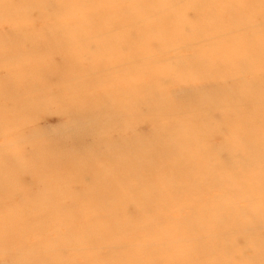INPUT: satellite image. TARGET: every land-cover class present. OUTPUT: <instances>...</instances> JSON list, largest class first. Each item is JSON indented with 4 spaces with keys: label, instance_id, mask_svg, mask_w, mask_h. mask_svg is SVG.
<instances>
[{
    "label": "rangeland",
    "instance_id": "obj_1",
    "mask_svg": "<svg viewBox=\"0 0 264 264\" xmlns=\"http://www.w3.org/2000/svg\"><path fill=\"white\" fill-rule=\"evenodd\" d=\"M9 2L33 43L0 54V264H264V0Z\"/></svg>",
    "mask_w": 264,
    "mask_h": 264
},
{
    "label": "bare ground",
    "instance_id": "obj_2",
    "mask_svg": "<svg viewBox=\"0 0 264 264\" xmlns=\"http://www.w3.org/2000/svg\"><path fill=\"white\" fill-rule=\"evenodd\" d=\"M89 1V0H88ZM67 2H74V5H76V4H80V0H67ZM10 2H9V0H4V1H2V3L0 2V18L2 19V21H6L7 20V22H8V24H10V26H11V24H14L15 25V22H18V21H21V20H23L24 19V14H19L18 12H16V11H14L15 10V8L14 7H11L10 5ZM86 4V3H85ZM84 4V5H85ZM93 4V3H92ZM63 5H65L64 7H68L69 8V5H68V3H66V2H64V1H62V5H61V7H59L58 8V10L61 8V10H60V15L61 14H67L69 17H72V18H76L77 19V15H79V13L76 15V11H69L68 10V8H64V7H62ZM82 9H84L83 7H82ZM162 9V8H161ZM57 10V11H58ZM161 11H163V10H161ZM160 11V12H161ZM79 12V11H78ZM160 15H162V13H159V15H156V16H160ZM59 16V15H58ZM171 18V20L173 21V17L171 16L170 17ZM29 20V19H28ZM157 21H160V20H157ZM155 22L156 21H154V23H152L151 25H153V26H155ZM17 25V24H16ZM2 29V28H1ZM148 29V28H147ZM147 29H142V30H144V31H147ZM24 30V29H23ZM60 30H62V29H60ZM63 31V30H62ZM16 33V30H14V31H3V30H0V54H2V53H4L5 54V59H9L8 60V63H6V61H5V63L6 64H8V67H9V65H11V64H9V61L10 60H13L12 58H14V54L16 55V52H14V50H12V49H10L11 47H8V45L9 46H13L16 42H18L19 40H22V41H24V42H26L25 40H28L27 41V44L29 45V44H32L33 42H32V38H29L28 37V35L26 34V31L25 32H23V31H21L20 33H18V34H16V35H13V34H15ZM168 33H170V31L168 32ZM204 36V35H203ZM125 44V40H123V42H122V45H124ZM234 46V45H233ZM16 51V50H15ZM39 52H40V50H39ZM145 52V51H144ZM14 53V54H13ZM17 53H20V54H18L17 55V59L16 60H18V62L20 61V60H23V61H25V59H23V58H26V61L28 62V64H30L31 62L28 60V59H32V60H34V58H33V56L35 55H31V56H24V55H30V54H26L25 52H18L17 51ZM24 53V54H23ZM30 53V52H29ZM36 56V55H35ZM3 57V56H2ZM12 57V58H11ZM28 57V58H27ZM37 57V56H36ZM74 55H72L71 57H70V61L71 62H75L76 64H79V63H82L81 62V60L80 61H75L74 60ZM3 59H4V57H3ZM2 63H3V65L5 64L3 61H2ZM17 63V62H16ZM15 63V65H17ZM20 63V62H19ZM36 63H39L38 64V66H40L41 65V61H40V59H38V60H35V62H33V64H36ZM109 60L108 61H104V62H98V63H96L94 66L95 67H101L102 65H103V68L104 67H109ZM6 64H5V66H6ZM15 65H11V67L12 66H14L15 67ZM1 66H2V64H1ZM0 66V67H1ZM19 68H20V66L19 65H17ZM43 66V65H42ZM8 67L6 66V68L8 69ZM18 67H17V69H18ZM23 67V66H22ZM21 67V68H22ZM26 67V66H25ZM24 67V69L22 68V70H23V72H26V69L28 68V70H33V72L35 73V68L34 69H30L31 67L33 68L34 66L33 65H28L26 68ZM30 67V68H29ZM36 67H37V65H36ZM42 68V67H41ZM49 68V67H48ZM92 68H94L93 66H92ZM31 71H29V72H31ZM37 71V70H36ZM41 71H47V69H44V67L42 68V70ZM15 72H17V71H15ZM21 72V71H20ZM22 72V73H23ZM29 72H26V73H24L23 75H26V76H24V77H27L28 75H27V73H29ZM39 72H40V69H39ZM38 72V73H39ZM4 73H5V71H4ZM14 74V73H13ZM30 75H32L33 76V73H31ZM37 75V74H36ZM36 75H34V76H36ZM9 76V75H8ZM59 77H60V79L61 80H64L65 78H69V75L68 74H61V73H59V75H58ZM14 77V76H13ZM24 80H26V79H24ZM15 82H16V80H14ZM21 81V80H20ZM20 81H18L19 83H20ZM0 82H1V80H0ZM3 82V81H2ZM11 82V81H10ZM160 82H162V85L164 84V80L162 79V81L161 80H159L158 79V82L157 83H160ZM12 83H13V81H12ZM42 83V82H41ZM6 84H7V82H6ZM9 84V83H8ZM14 84V83H13ZM12 84V86H14ZM21 84H22V81H21ZM3 85H5L4 83H3ZM10 85V84H9ZM8 85V87H10ZM23 85V84H22ZM38 85V84H37ZM40 85V84H39ZM87 85V84H86ZM6 86L7 85H5V88H3V90L5 91V89L8 91L9 89H11V88H9V89H7L6 88ZM18 86H20V85H18ZM89 86V85H88ZM41 87H43V86H41ZM79 89H77L76 90V88L75 89H73V91L72 92H68V94H72L71 96H75L76 98H78L79 96H78V94L76 93L78 90H85L84 89V87H78ZM13 89V88H12ZM11 89V90H12ZM14 89L15 90H17V88L14 86ZM126 89L128 90V92H130V93H134V91H135V89H134V85H129V86H126ZM2 90V91H3ZM10 90V91H11ZM22 90V89H21ZM249 89H247L246 91H248ZM2 91H1V94H2ZM158 93V91H153V95H155V94H157ZM244 93V92H243ZM80 95H84V94H80ZM239 95H241V94H239ZM2 96V95H1ZM263 96V95H262ZM262 96H260V97H258L259 99H261V97ZM0 99H2L1 97H0ZM79 101H80V103L81 104H76L78 107H79V110H81V111H84V107L85 106H88V100H81V99H79ZM153 109V108H152ZM190 109V108H189ZM157 112V111H156ZM161 114V113H160ZM166 115V114H165ZM10 117H13V116H11L10 115ZM7 120H8V124H12V121L14 122V123H19V121L17 120V119H10V118H7ZM150 120V119H149ZM161 120H163L162 118H161ZM164 120H166V119H164ZM169 120V119H168ZM170 122V121H169ZM159 123V122H158ZM166 125V124H165ZM156 126V125H155ZM164 126V125H163ZM162 126V127H163ZM170 126V125H169ZM158 129V128H157ZM162 129V128H161ZM158 131V130H157ZM170 132V131H169ZM165 133V132H164ZM244 132H242L241 131V137L244 139V141L245 142H248V140L250 139V138H246L245 136H244V134H243ZM234 134H236V135H238L237 133H234ZM157 135V134H156ZM164 135V134H163ZM154 138V137H153ZM163 140V139H162ZM81 143V142H80ZM80 143H76V144H80ZM162 145V144H161ZM166 146V145H165ZM171 146V145H170ZM80 147H81V145H80ZM169 147V146H168ZM167 147V148H168ZM95 158H97V159H101L102 158V155L100 156H98V157H96V155H95ZM6 160H7V158H5ZM255 164V163H254ZM149 166V167H148ZM50 167H52V164L50 165V164H44L43 165V169L45 168V169H49ZM146 167H148V169L146 170V174H144V177L146 178V179H149V180H151L149 177H148V175H150V174H153V173H155L156 172V168L153 166V165H150V164H137V166H131L130 164H129V167H127L128 169H129V176L130 175H132V177H133V175H135L137 172H141V171H138V169H142V168H146ZM255 168H256V166H255ZM53 169V168H52ZM253 169V168H252ZM255 170V169H254ZM253 170V171H254ZM144 171V170H143ZM142 171V172H143ZM148 171V172H147ZM162 173V172H161ZM164 173V172H163ZM252 173V172H251ZM87 173H82V175H86ZM91 175H93V176H95L96 174H91ZM162 175V174H161ZM222 175V174H221ZM242 175V172H239V173H234L233 175H231V176H222V177H229L230 178V180H226V181H221L223 184H228L229 182H232V181H237L238 180V177L239 176H241ZM105 175H103L102 177H104ZM163 176V175H162ZM101 177V178H102ZM131 177V176H130ZM153 178V177H152ZM165 178V177H164ZM167 178H168V175H167ZM167 178H165V179H167ZM10 179V178H9ZM126 179V178H125ZM133 179H136V178H134L133 177ZM115 180L117 181V182H120L121 180H119V179H117L116 177H115ZM123 181V180H122ZM152 181V180H151ZM111 182H114V178H112V180H111ZM124 182V181H123ZM257 182V179L256 178H253V179H251V183H253V184H255ZM165 183V182H164ZM113 185V184H112ZM165 185V184H164ZM232 187L231 186H229L227 189H226V192L225 193H227V195L229 194V191H231L232 192V189H231ZM264 187L262 186H258L257 187V193L258 194H262V193H264V189H263ZM118 189H120V188H118ZM117 190V189H116ZM116 190H113V188L111 187V189L110 188H108L107 189V193H108V196H109V198H111L110 196H113V195H118V193L119 192H117ZM0 191H1V189H0ZM16 191H12V192H10V193H14V194H16L15 193ZM1 193H2V191H1ZM121 193V192H120ZM9 193H5V195H8ZM1 197V196H0ZM115 198V197H114ZM2 202V201H1ZM51 208V207H50ZM45 210V209H44ZM47 210V209H46ZM45 210V211H46ZM29 211V210H28ZM32 211V210H31ZM121 211V210H120ZM228 211H229V209H228ZM46 212H48V211H46ZM54 212V211H53ZM225 213V215H226V212H224ZM9 214V213H8ZM13 214V213H12ZM16 214H18V213H16ZM24 214V213H23ZM29 214V213H28ZM45 215H47V214H45ZM45 215H43V216H45ZM9 216H11V215H9ZM16 216V215H15ZM42 216V217H43ZM12 217V216H11ZM21 217V215L19 216V218ZM61 217V216H60ZM14 218V217H13ZM23 218V217H22ZM21 218V219H22ZM69 218V217H68ZM169 218V217H168ZM70 219H72V218H70ZM120 219H121V217H120ZM221 219V218H220ZM4 220H6V219H4ZM14 220H17V217H16V219L14 218ZM73 220V219H72ZM1 221H3L2 220V218H1ZM13 221V220H12ZM46 221V220H45ZM67 221V220H66ZM85 221V220H84ZM221 221H222V219H221ZM4 222V221H3ZM6 222V221H5ZM14 222V221H13ZM19 222V221H18ZM28 222H29V218H28ZM48 222H50V221H48ZM52 222V221H51ZM50 222V223H51ZM53 222L55 223V221L53 220ZM7 223V222H6ZM9 223V222H8ZM27 223V222H26ZM63 223V222H62ZM219 221H217V225H219ZM1 224V223H0ZM4 224V223H3ZM25 224V223H24ZM68 224V223H67ZM67 224H64L65 226H67ZM72 224H74L73 222H72ZM4 225H6V224H4ZM43 226L45 225V223L44 224H42ZM71 225V224H70ZM223 225H224V221H223ZM222 225V226H223ZM7 226H10L11 227V225H7ZM14 226H15V224H14ZM28 226V225H27ZM47 226H48V224H47ZM46 226V227H47ZM69 226V225H68ZM9 227V228H10ZM111 227V226H110ZM2 228H3V226H2ZM2 228H1V230H2ZM30 228V227H29ZM28 228V229H29ZM70 228V227H69ZM50 229V228H49ZM5 230V232L7 233V231H8V229H4ZM7 230V231H6ZM11 230V229H10ZM24 230V229H23ZM26 230V229H25ZM44 231V230H43ZM114 231V230H113ZM9 232V231H8ZM45 232V231H44ZM51 232V231H50ZM115 232H116V230H115ZM26 233H28L27 231H26ZM30 233V232H29ZM36 233V232H35ZM49 233V232H48ZM15 234H16V232H15ZM14 234V235H15ZM33 234V233H32ZM51 234V233H50ZM47 235V234H46ZM7 236H9V233H8V235ZM43 237V236H42ZM31 238V237H30ZM2 239H4V238H2ZM6 239V238H5ZM7 240V239H6ZM11 241V240H10ZM2 242V241H1ZM9 242V241H8ZM4 243V242H3ZM6 244H7V241H6ZM8 245V244H7ZM5 246V245H4ZM6 247V246H5ZM18 247V246H17ZM9 248H10V246H9ZM69 249H71V248H69ZM20 252V251H19ZM10 254V253H9ZM38 257V256H37ZM36 260V259H35Z\"/></svg>",
    "mask_w": 264,
    "mask_h": 264
}]
</instances>
